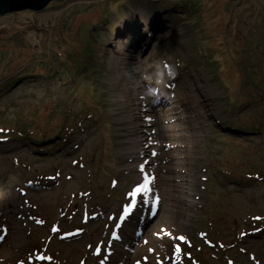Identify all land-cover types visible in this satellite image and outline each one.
Masks as SVG:
<instances>
[{
    "label": "rangeland",
    "instance_id": "1",
    "mask_svg": "<svg viewBox=\"0 0 264 264\" xmlns=\"http://www.w3.org/2000/svg\"><path fill=\"white\" fill-rule=\"evenodd\" d=\"M0 230V264H264V0L0 14Z\"/></svg>",
    "mask_w": 264,
    "mask_h": 264
},
{
    "label": "clouds",
    "instance_id": "2",
    "mask_svg": "<svg viewBox=\"0 0 264 264\" xmlns=\"http://www.w3.org/2000/svg\"><path fill=\"white\" fill-rule=\"evenodd\" d=\"M141 74V68L137 64H131L123 73L129 88L135 94L137 90L143 89L145 98L154 96L158 93L159 85L165 84L166 80L175 79L178 75L176 68L169 64L166 59H158L152 64L150 74ZM143 81H148L149 85L155 84V87H145Z\"/></svg>",
    "mask_w": 264,
    "mask_h": 264
},
{
    "label": "water",
    "instance_id": "3",
    "mask_svg": "<svg viewBox=\"0 0 264 264\" xmlns=\"http://www.w3.org/2000/svg\"><path fill=\"white\" fill-rule=\"evenodd\" d=\"M55 0H0V14H8L20 10L41 11Z\"/></svg>",
    "mask_w": 264,
    "mask_h": 264
},
{
    "label": "snow or ice",
    "instance_id": "4",
    "mask_svg": "<svg viewBox=\"0 0 264 264\" xmlns=\"http://www.w3.org/2000/svg\"><path fill=\"white\" fill-rule=\"evenodd\" d=\"M149 120H150V118H149ZM154 154H155V153H153V155H154ZM143 169H144V166L141 165V171H142V172H143ZM144 179L147 181V180H148V177L145 176ZM139 191H140V190L137 189L136 192H134L132 195H133V196L137 195V194L139 193ZM157 201H158V198H157ZM125 212H127V207L125 208ZM123 219H124V217L122 216V217H121V222L123 221ZM257 219H259V218H257ZM38 222H39V221H38ZM0 231H6V230H0ZM3 238H4V236H3L2 234H0V240H3ZM114 239H119L118 235H115V234H114ZM180 239L183 240V239H185V238H184V237H180ZM177 251H179L178 248H177ZM40 259H44V257L41 256ZM49 259H50V258H49ZM101 264H104V261H101Z\"/></svg>",
    "mask_w": 264,
    "mask_h": 264
},
{
    "label": "bare ground",
    "instance_id": "5",
    "mask_svg": "<svg viewBox=\"0 0 264 264\" xmlns=\"http://www.w3.org/2000/svg\"><path fill=\"white\" fill-rule=\"evenodd\" d=\"M141 14H142V16H143V18L145 19L144 21H146V23H148V19H147V12H145V11H141ZM134 29L133 30H135L136 32H141V30H140V28H137L136 29V27H133ZM150 29H152V28H150ZM134 31V32H135ZM137 33V34H138ZM130 34H132V37H134V34H133V32L132 33H130ZM170 129H176V126H170ZM171 131H175V130H171Z\"/></svg>",
    "mask_w": 264,
    "mask_h": 264
}]
</instances>
